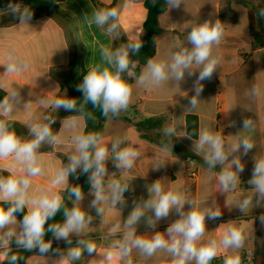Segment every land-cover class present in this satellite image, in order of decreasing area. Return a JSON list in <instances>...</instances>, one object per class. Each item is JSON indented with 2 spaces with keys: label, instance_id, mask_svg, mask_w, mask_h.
Here are the masks:
<instances>
[{
  "label": "crops",
  "instance_id": "crops-1",
  "mask_svg": "<svg viewBox=\"0 0 264 264\" xmlns=\"http://www.w3.org/2000/svg\"><path fill=\"white\" fill-rule=\"evenodd\" d=\"M98 1L109 5L114 0ZM143 1L115 0V8L119 12V35L127 43L141 41L142 24L146 17ZM220 1L224 2L182 0L178 8H171L168 4L166 11L158 17L156 52L151 60L171 62V56L181 47H191L187 42H182L181 35L190 32L191 27L208 21L206 17L209 4ZM14 4H19L21 11L26 7L21 0H15ZM58 7L64 13L63 16L41 12L38 17H32L23 24L17 19L19 13L13 14L7 6L0 8V89L4 92V98L8 97L12 105V111L7 115L0 110V120L8 122L10 129L21 141L33 139L31 129L38 124H49L55 136V141L45 140L37 150L43 167L38 176L30 178V198L43 193H58L63 199L66 188L82 168L77 167L75 173H69L61 184H52L56 173L68 167L70 157L79 155L75 137L82 135L85 126L81 114L66 116V110L54 107L57 98L68 97L63 81L70 63H74L73 73L76 75L82 72L86 75L97 65L114 70L104 61L102 49L111 48L115 34H108L106 26L99 27L91 22L97 11L91 0H62ZM218 8L219 4L216 7L217 14ZM242 9L238 11H241L242 17L245 16L246 29L240 31L237 29L239 21L235 16L237 10L233 4L228 5L224 18L227 29L223 26V36L227 42L221 38L218 44L213 45L212 56L219 63L211 79L201 82L203 91L194 111L186 109L188 101L195 94L193 84L199 70L193 76L185 73L183 81L167 80L153 87L140 85V75L134 77L130 84L132 95L127 109L121 111L118 117L111 114L106 117L98 135L97 146L108 148L104 161L106 172L102 177L101 199L96 200L97 189L90 180V190L82 193L80 199H72V203L85 212L87 217L81 228L69 234L68 240L71 243L64 239L57 240L53 235L51 250L44 255L38 248L28 250L26 264H101L108 250L118 252V246L127 232L132 231L136 237L144 239H150L156 233L165 234L167 228L180 217L173 208L166 218L157 220L152 208L145 207L154 198L149 189L156 182L165 191H176L186 200H194L200 210L218 208L221 211L219 219L206 217V231L197 246L211 239L219 241L230 226L243 228L242 247L221 248L212 261L214 264H223L226 257L238 254L241 264H248L247 258L253 247L254 221L256 217L264 215V201L257 205L258 194L248 184L255 160L264 158V48L251 50L247 12ZM18 58L24 59L28 67L15 73L6 72L7 64ZM146 65L141 68L140 74L146 69ZM182 100L186 102L183 104ZM207 101L209 111L205 110ZM187 114L197 116L195 138H189L185 130ZM155 116L163 118L161 135H164L166 127H176L172 137L180 145L181 154L171 152L156 141L140 137L133 123ZM244 119L253 122L251 129L242 127ZM233 121L235 124H232ZM110 124H117L118 127L106 133ZM220 128L226 131L223 140L229 159L223 165L217 164L215 168H209L205 163L207 149L199 150L196 146L198 134L203 129L217 133ZM154 134L151 133L150 136L153 137ZM243 137L250 139L254 144L253 149L246 155L243 154V149L239 152L231 151L232 146ZM115 142H120L116 151L131 146L138 152V158L131 169L117 167L116 151L112 150ZM234 158L240 159L244 171L238 173L239 181L234 190L221 191L218 174ZM23 169L24 166L17 163L13 156L0 159V176H22L25 175ZM94 170L95 166L92 172ZM192 172L196 173L195 178L190 177ZM116 182L127 184V191L114 204L112 185ZM244 198H251L252 203L242 212L239 203ZM93 201H96L95 204ZM136 209L142 210L143 215L134 225L129 226L127 220ZM189 210L190 205L185 203L183 211ZM24 211L26 213L28 208ZM7 231H12L14 235L12 238L5 237L6 243L0 244V264H6L10 251L20 248L15 244L20 232V220L17 216L16 223L9 225L0 235ZM86 243H94L96 251L89 254ZM75 248L81 250L79 259H73L69 254ZM129 259L132 264H171L170 254L164 250H158L148 257L139 249H133L129 257L119 258L114 262L127 264ZM188 264H195V261H189Z\"/></svg>",
  "mask_w": 264,
  "mask_h": 264
},
{
  "label": "clouds",
  "instance_id": "clouds-1",
  "mask_svg": "<svg viewBox=\"0 0 264 264\" xmlns=\"http://www.w3.org/2000/svg\"><path fill=\"white\" fill-rule=\"evenodd\" d=\"M155 3V0H153ZM172 7L178 8L182 0H167ZM8 10L13 14L19 13L17 19L21 24L32 19V11L27 7L23 11L20 10L19 4L10 2L7 5ZM260 17H264V9L258 12ZM119 12L118 9L108 8L99 9L93 14L91 22L99 27H105L108 34L119 35ZM223 36V25L220 20L214 23L205 21L191 27V31L187 34V41L191 47H181L179 51L171 56V62L166 61H147L146 69L138 77V83L145 87L159 86L162 82L173 80L180 82L185 79V73L188 76L196 75L195 70H199L198 76L193 84L194 95L189 100V106L186 111H194L196 109L198 98L203 91L202 81L210 80L217 65L218 59L212 56V48L214 44H218ZM142 42H129L126 45L110 50L102 49V55L109 67H101L97 65L91 68L84 75L82 82L77 85V91L82 93L83 102L80 104V110L85 105L91 104L94 108H98L101 113L108 117H118L121 111L126 110L132 95V87L123 78V74L127 73L132 76L130 70L135 64L130 60V53L139 52ZM195 66V67H194ZM27 62L18 58L10 61L6 66V72L15 73L26 69ZM15 97V93H13ZM44 103V101H41ZM56 109L63 108L66 111H77L76 98H57L54 102ZM0 110L7 115L12 111V105L9 98L5 97L0 101ZM91 117V113H88ZM54 122V121H53ZM232 124H235L233 121ZM253 122L248 119L242 120L244 129H251ZM34 138L28 141H21L10 129L8 122L0 120V159L13 156L15 161L24 166L25 175L7 177L0 176V202H7V208L0 206V232L8 228L9 225L16 223V214L24 213L20 220V232L15 239V244L27 250L38 248L39 252L44 255L51 250V242H45L46 233L45 225L47 221L55 216L61 208V195H49L47 193L38 194L34 198H30L28 190L31 185L30 178L38 176L42 171V163L38 159L37 150L45 140L55 141V136L51 131L49 124H38L31 129ZM176 127L169 126L163 130L165 136L171 137L175 134ZM189 138H191L189 136ZM78 146V156L70 157V164L67 168L59 170L52 179L53 185H59L64 182L69 173H75L77 167L82 166V170L87 173L95 166L90 180L94 188L97 189L96 200L101 199L100 191L102 187V177L106 172L104 161L108 155V148L97 146L98 135L89 133L86 135H77L75 137ZM120 142L112 144V150L116 151ZM196 146L199 150H205V163L209 168H215L217 164L223 165L229 159V153L225 150V144L219 133H214L208 129H203L198 134ZM254 144L250 142L248 137H243L238 143L232 146L231 151L239 152L243 149V154H247L252 150ZM94 148V153H90L89 149ZM138 152L131 146L124 147L116 151L115 160L118 162L117 167L131 169L135 160L138 158ZM234 167V170H233ZM244 171V165L239 158L232 159L230 165L223 168L218 174V184L221 191L234 190L237 187L239 176L238 173ZM248 184L252 186L255 194H258L256 200L257 205L264 201V158L256 159L251 178ZM113 203L120 201L123 193L127 191V184L121 185L116 182L112 185ZM71 194L77 199L81 198V190L79 187L71 188ZM154 196L153 200L145 204V207H151L157 220L166 218L170 211L175 208L179 214V219L172 223L166 230L165 234L156 233L150 239L139 238L135 233L130 231L125 233L123 242L118 246V252L108 250L105 253L104 260L107 264H114L119 258L129 257L133 249H139L144 255L151 257L158 250H164L170 254L171 264H188L194 260L195 264H210V262L218 255L221 248L223 249H239L244 243L243 228L228 227L221 239H211L204 244L198 245L201 237L205 234V219H219L221 211L204 209L200 210L194 200H186V198L176 191H165L159 182L154 183L149 189ZM96 201H93L95 204ZM185 203L190 205V210L183 211ZM252 203L251 198H244L239 203V208L245 212ZM29 205H31L29 207ZM28 211L25 213V209ZM65 221L61 224L48 225L47 231L54 233L57 240H68L69 234L78 230L84 225L85 213L79 208L65 210ZM143 215L142 210H134L127 224L134 225ZM262 225H264V215L259 217ZM12 231L4 232L0 235V244L6 243L5 237L12 238ZM79 243H85L79 241ZM86 250L89 254L96 251L94 243H86ZM73 259H79L81 250L79 248L72 249L69 253ZM18 257L12 255L9 264H17ZM127 264H132L129 259ZM223 264H241V257L231 255L224 259Z\"/></svg>",
  "mask_w": 264,
  "mask_h": 264
},
{
  "label": "trees",
  "instance_id": "trees-1",
  "mask_svg": "<svg viewBox=\"0 0 264 264\" xmlns=\"http://www.w3.org/2000/svg\"><path fill=\"white\" fill-rule=\"evenodd\" d=\"M62 0H21V2L32 11V17H38L41 12H50L55 16H63L64 13L59 9L58 3ZM256 4L246 2L249 7L247 11L248 22V34L251 38V50L264 48V17H260L258 12L264 9V0H255ZM10 2L14 3L15 0H0V8L6 7ZM97 10L108 9L116 7L115 0L109 5H104L98 0H91ZM144 8L146 10V17L142 24L141 41L142 47L139 52L130 53V60L135 64L130 70L133 72L132 76H128L127 73L123 74V78L129 84L132 83L134 77L140 75L141 68L147 64V61L151 59L156 52V39L155 36L158 32L157 21L160 14L164 13L168 7L167 0H144ZM128 44L127 41L120 35H114L110 50H115L122 45ZM74 63L71 62L69 70L66 72L63 85L67 92L68 98H76L78 110L71 112L66 111V116H73L81 114L84 117L85 126L83 129V135L94 133L99 135L102 131L104 121L106 117L101 113L98 108H94L90 103L85 105L83 110H80V104L83 102L82 93L77 91V85L82 82L84 77L83 72L79 75L73 72ZM4 98V92L0 89V101ZM91 113V117L88 115ZM163 118L159 116L143 118L135 121L133 124L140 134V137L148 141H156L160 146L165 147L173 153L181 154L182 149L180 145L174 140V138L161 135L160 130L162 127ZM185 130L188 136L195 138L197 136V116L194 114H187L185 117ZM151 133H155L154 136H150ZM90 153H94V148L89 149ZM94 168V166H93ZM92 169L85 173L82 168L75 175V178L70 182L69 186L64 192L61 208L57 211L55 216L50 218L46 225V233L44 236L45 242H50L53 239L54 233L47 231L48 225L63 224L65 221V210H71L77 208L72 199L75 197L71 194L70 189L79 187L81 193H86L90 190V177L92 175ZM0 206L7 208L9 204L7 202H0ZM85 213V212H84ZM24 213H17L16 216L19 220L22 219ZM87 214L85 213V219ZM28 253L27 249L18 248L8 253L9 258L6 264H9L10 257L15 255L18 257L17 264H26L25 257ZM251 260L248 264H264V225L261 224L259 217L255 218L254 231H253V247L250 252ZM243 262L245 260L243 258ZM210 264H214L213 261Z\"/></svg>",
  "mask_w": 264,
  "mask_h": 264
},
{
  "label": "rangeland",
  "instance_id": "rangeland-1",
  "mask_svg": "<svg viewBox=\"0 0 264 264\" xmlns=\"http://www.w3.org/2000/svg\"><path fill=\"white\" fill-rule=\"evenodd\" d=\"M229 1V2H228ZM233 1V2H232ZM246 2L248 3H252V4H256V1L255 0H224V2H217L219 4V12L218 14L216 13V7H217V3H211L209 4V8H208V13H207V17L206 19H208V21L210 22H215L216 20H220L222 25L227 29V25L224 24V18H225V15H227V8H228V5L230 6V4H233V6L235 7V9L237 10L236 11V14L235 16L237 17L238 19V25H237V29H239L240 31L242 30H245L246 29V20H245V16H241V11H238L239 9L240 10H243L242 8H244V10H246V12L248 11L249 7L247 6ZM189 32H186L184 33L183 35H181V38H182V42H187V34ZM179 38V37H177ZM222 40H224V42L226 43L227 40H226V37L222 36ZM240 45H243V43H240ZM246 49V48H245ZM246 55V54H244ZM196 71V74L198 69L195 70ZM186 100H182L181 103H185ZM189 102V101H188ZM205 110L206 111H209L210 110V105H209V101H207V104L205 106ZM116 123H120V121H115ZM118 127L117 124L115 125H109L106 129V133H109V132H112L114 131L116 128ZM104 147V146H103ZM119 168V167H118ZM114 264H117L116 262H114Z\"/></svg>",
  "mask_w": 264,
  "mask_h": 264
},
{
  "label": "built area",
  "instance_id": "built-area-1",
  "mask_svg": "<svg viewBox=\"0 0 264 264\" xmlns=\"http://www.w3.org/2000/svg\"><path fill=\"white\" fill-rule=\"evenodd\" d=\"M226 131H225V129L224 128H220V129H218L217 130V133H219L221 136H222V138H224V136H225V133ZM195 176H196V173L195 172H192L191 174H190V177L191 178H195ZM247 260H251V256H249L248 258H247Z\"/></svg>",
  "mask_w": 264,
  "mask_h": 264
}]
</instances>
